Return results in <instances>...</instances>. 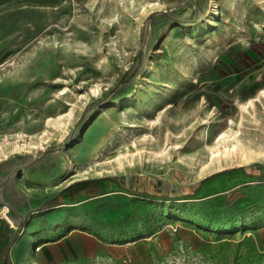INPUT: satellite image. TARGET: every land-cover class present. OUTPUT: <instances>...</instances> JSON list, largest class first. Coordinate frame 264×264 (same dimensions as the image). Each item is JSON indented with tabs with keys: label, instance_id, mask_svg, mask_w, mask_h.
<instances>
[{
	"label": "rangeland",
	"instance_id": "rangeland-1",
	"mask_svg": "<svg viewBox=\"0 0 264 264\" xmlns=\"http://www.w3.org/2000/svg\"><path fill=\"white\" fill-rule=\"evenodd\" d=\"M263 87L264 0L0 12V142L72 109L63 139L0 153V264H264V98L237 107ZM228 128L251 157L201 175L202 143ZM96 151L104 174L56 204Z\"/></svg>",
	"mask_w": 264,
	"mask_h": 264
},
{
	"label": "bare ground",
	"instance_id": "bare-ground-1",
	"mask_svg": "<svg viewBox=\"0 0 264 264\" xmlns=\"http://www.w3.org/2000/svg\"><path fill=\"white\" fill-rule=\"evenodd\" d=\"M150 5V6H149ZM152 4L150 2H146L144 9ZM65 87V86H64ZM62 87L64 90L62 92H66L67 88ZM61 92V91H60ZM264 98V87L261 88L259 91H257L253 96L247 98L244 101L238 102V109H239V116L240 118H245L246 113H250V109L254 110L256 108L257 102L262 104ZM72 113V109L68 110L67 112L61 113L56 117H49L45 120V127L40 131V134H30L27 135L25 133H15L16 136L20 137V139L17 140H9L5 138L2 142H0V153L3 155H6L7 152H18L22 149H29L33 146L36 147L35 144H33V141L36 140V142L42 143L44 139L48 138L49 136L53 135L55 131H59L60 137L63 139L64 134L67 133L69 130V123H70V115ZM253 118H255L253 116ZM229 122L226 124L231 123V120H228ZM158 123V118L152 119L148 122V127L151 128L154 124ZM240 129L231 130V128L224 129L220 132H218L214 139L211 141V143H207L204 141L202 143V146L200 148V153L202 155H205L204 160L201 162L200 165V174L205 175L208 173H211L212 170L216 169L220 170V167L230 163V161L233 160L234 157H238L242 160H247L251 157L253 151L251 147L245 145L240 137ZM25 135L28 136V139L22 138ZM147 135L145 134L144 137ZM206 139V138H205ZM158 153H161L159 151H154V155H159ZM99 152L96 151L92 155V158L94 162L90 163V166L87 167L84 170L80 171H74L73 174L67 179L68 184L72 183L76 180H82L89 178L91 174L101 176L104 174L105 170L99 169L97 167H94V164L99 163ZM122 156H119L117 158V162L120 165H124V162L127 161L128 164L132 162L133 152H129L126 155L121 154ZM125 161H124V159ZM89 160V159H88ZM88 164V163H87ZM67 171H71L72 166L65 167ZM91 168V169H89ZM104 169V168H103ZM79 170V169H78ZM62 184V182L60 183ZM58 185H55V187ZM6 208L4 209L2 216L6 218L10 223V218L6 214Z\"/></svg>",
	"mask_w": 264,
	"mask_h": 264
},
{
	"label": "crops",
	"instance_id": "crops-1",
	"mask_svg": "<svg viewBox=\"0 0 264 264\" xmlns=\"http://www.w3.org/2000/svg\"><path fill=\"white\" fill-rule=\"evenodd\" d=\"M56 2H57V0H0V12L24 11V10H26L27 6H31L33 4H43V3L44 4H51V3H56ZM65 181H67V179ZM60 183H58L57 185H62ZM83 190H84V188L82 186L81 187L73 186L71 188H68L66 191L60 192V194H58L55 197V200L57 202L56 204H64L65 202H69L70 200H74L71 198H74L76 194H79ZM5 208L7 209L6 214L8 215V208L6 206H3L2 213H3ZM4 220H6L10 224V227L17 228L20 226V220L19 219H11L10 218L11 223L6 218H4Z\"/></svg>",
	"mask_w": 264,
	"mask_h": 264
},
{
	"label": "trees",
	"instance_id": "trees-1",
	"mask_svg": "<svg viewBox=\"0 0 264 264\" xmlns=\"http://www.w3.org/2000/svg\"><path fill=\"white\" fill-rule=\"evenodd\" d=\"M261 176H264V174H262ZM91 181H93V180H90V179L78 180V181H76V182H73V183L67 185V186H66L65 188H63L60 192L66 191L68 188H71V187H73V186H79V187H81V186H83V185H85V184H87V183H90ZM134 193H135V192H134ZM137 194H140V193H137ZM140 195H141V194H140ZM142 195H146V196H147V194H142ZM162 198H164V199H168L167 197H162Z\"/></svg>",
	"mask_w": 264,
	"mask_h": 264
}]
</instances>
